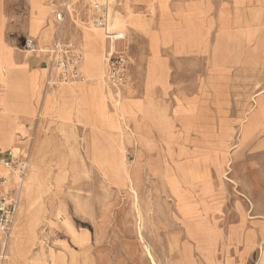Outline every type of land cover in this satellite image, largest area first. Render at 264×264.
I'll list each match as a JSON object with an SVG mask.
<instances>
[{"label":"rangeland","instance_id":"374dc122","mask_svg":"<svg viewBox=\"0 0 264 264\" xmlns=\"http://www.w3.org/2000/svg\"><path fill=\"white\" fill-rule=\"evenodd\" d=\"M171 1L177 21L170 0H120L114 26L97 27L96 0H71L63 22L55 14L68 0H0L15 51L27 54L34 38L30 70L47 77L39 101L52 92L56 112L29 115L27 69L0 60V147L19 144L29 159L25 175L8 177L20 201L8 236L25 235L15 264H52L54 253L67 264H154L141 231L157 264H264L263 134H242L253 94L264 93V34L232 29L222 11L215 32L192 0ZM32 4L49 5L38 22ZM58 28L83 53L79 78L60 82L51 67ZM110 48L130 57L118 85ZM26 125L34 133L22 139Z\"/></svg>","mask_w":264,"mask_h":264},{"label":"crops","instance_id":"0c3cea01","mask_svg":"<svg viewBox=\"0 0 264 264\" xmlns=\"http://www.w3.org/2000/svg\"><path fill=\"white\" fill-rule=\"evenodd\" d=\"M192 1L194 2L193 6L201 10V13L199 14L200 20L209 22V19L212 18L215 21V23H217V25H215L213 28L215 32L217 31V26L219 24L218 16H219L220 11H222L224 12L223 17L226 16L228 19H230L232 29L238 27L237 29L239 31L241 27L242 28L250 27L251 29L257 28L256 35L264 34V0H246L240 3L237 2L236 0H192ZM169 3L171 5L172 1L170 0ZM179 5H180L179 2L178 4L176 3H174V5L172 4V8H174V10H173L171 17L173 18L174 21H177L178 19V16H176L175 14V10L177 6ZM202 10H205V13ZM237 19H239L240 21L239 24H236ZM6 27H10L11 30H7ZM6 27H5L6 29H4L5 30L4 36H5V39H7L6 41H8V34L12 33L11 31H13L12 21L8 20L6 22ZM13 28H15L14 25H13ZM15 31L16 30L14 29L13 32ZM27 36H29V30H28ZM197 36L198 37H197L196 46L191 47L190 45H188V41H186L188 48L191 51H193L199 45V39H200L199 33H197ZM27 39L28 38H26V41L28 42ZM187 39H188V36H186V40ZM8 42H9L10 47L5 46V45L0 47V60H3L5 63L12 65L14 67L22 66L27 69V73L29 76L28 82L30 84V88L32 89L33 96L35 97L34 105H35V113L37 115H42L43 113L55 114L56 112L53 111V106H52L53 105L52 104L53 102L52 92L44 93V98L41 100V102L37 100V97L39 99V91L40 90L44 91L43 85L45 84V80H47V77H44V74L39 73L38 70L36 69L30 70L31 59L29 58L30 56H28L29 52L27 48V43H26L27 54H21L15 51V49L10 45V41ZM43 69H41V71ZM262 104H263L262 107L264 109V97H263ZM257 115H258L259 123L261 124V128L264 131V115H261L260 112L257 113ZM18 133L20 137L24 139L27 137L30 138V136L33 135L34 131L32 130V128H29L28 125H26L25 131L19 130ZM7 150H11L13 155L17 158L19 157V155L25 154L23 148L20 147L19 144H16V143H13L12 147L6 148L4 150H2L0 147V151L2 152L7 151ZM0 166H1V170H3L2 172H0V177L1 176L7 177L6 181L3 184H0V196L2 195L5 196L11 193L10 192L11 186L8 183L9 178L15 179L16 173L13 172V169L5 165L0 164ZM14 191L18 194V189ZM9 240L10 238L8 234L6 236L0 232V248H1V244L3 243L1 250L3 251L4 255H5V249L7 248V245L5 243L6 241H9Z\"/></svg>","mask_w":264,"mask_h":264},{"label":"built area","instance_id":"2783aa9c","mask_svg":"<svg viewBox=\"0 0 264 264\" xmlns=\"http://www.w3.org/2000/svg\"><path fill=\"white\" fill-rule=\"evenodd\" d=\"M119 1L120 0H96L93 7L97 13V18L99 19L96 21L97 24H100L96 25L97 27H104L108 24L109 12L115 7V5L119 4ZM69 12L68 7H65L64 10L56 11V20L58 22H63L64 19L70 15ZM109 41H111L110 38ZM106 55L108 74L112 84H121L127 76L130 57L128 54L121 52L120 50H112L111 48ZM49 56H51V67L56 72L60 82L66 81L69 78L80 77L81 71H79V68L83 60V53L75 47L72 41L67 38L54 41L50 47ZM48 66L50 67L49 64ZM26 159L29 160L28 158L20 159L15 157L11 150L0 151V164L13 169L14 171L19 172L20 170L21 176L25 174L28 168V161ZM6 179L7 177L1 176L0 184H3ZM19 206V197L15 191H11L8 195L0 196V230L3 233L9 234L12 230L15 220L17 219L16 215ZM3 259L4 257L0 256V264Z\"/></svg>","mask_w":264,"mask_h":264},{"label":"bare ground","instance_id":"6f19581e","mask_svg":"<svg viewBox=\"0 0 264 264\" xmlns=\"http://www.w3.org/2000/svg\"><path fill=\"white\" fill-rule=\"evenodd\" d=\"M70 3H71V0H68V2L66 3V6L69 8V11L73 13V7L70 5ZM32 5L35 6V8H38V11L33 12V15L36 18L35 21L38 22V21L42 20L43 16L47 13L46 10L48 9L47 7L49 5L48 6L47 5L46 6H38L36 4H32ZM8 19H9V15H5V16L3 15L2 18L0 17V23L4 25V29L7 28V30H10V27H6V22L8 21ZM37 22H35V23H37ZM108 25L110 27L114 26V24L111 22V10H110L109 15H108ZM4 29L2 31H0V40L5 38V36H4L5 30ZM110 33H111V35H113L112 31H110ZM64 37H65V31L61 28H58L56 40L59 41ZM118 38H119V44L121 42V39L125 40L124 35L122 33ZM27 40H28V47H29L28 52L33 53V51H38L34 38L31 37V38H28ZM123 46H124V44H123ZM50 80H51V77H50ZM262 88H264V87H261L260 90ZM120 93H122V91ZM257 93H258V91L256 90V92L252 96V99L255 102V104L253 105L254 108L252 107V110L246 114L245 122H244V125L242 127V131H243L242 134H243V139H248L253 135H259V137H260L261 134H263V136L260 137L259 144H260V147H264V133H263L264 131L261 128V124L259 123L258 115H257V113H259V112L261 113V115H264V109L262 107V105H263L262 101H263V97H264L263 94L264 93L260 92L261 94L259 93V95H257ZM255 95H257V96H255ZM37 100H39L38 97H37ZM34 101H35V97L33 96L32 89L29 86V90L26 93V109L28 110L29 115H31V116L35 112ZM150 110H153V107L150 106L149 109H147V111L144 113V115L146 116V118L147 117L150 118L151 121L153 120V123L155 124V119L160 120L161 118H158L157 111L155 110V107L153 110V114L150 112ZM161 124L163 127H160V126H158V127L156 126V127L160 131H163L166 129V128H164L165 124H164V122L163 123L161 122ZM120 135H121L120 138H122L123 136L129 135V133H128V131L123 130V132H121ZM120 138H119V140H120ZM27 161H29V160H27ZM8 174H9V172H8ZM124 180L131 183L132 185L134 184L133 174L131 175L128 167L126 169H124ZM28 194H30V195L27 197V201H28L29 206H30L32 204V198H31V193L29 192ZM2 196H4V195H2ZM137 214H139V213H137ZM139 215H138V217H139ZM12 235H11L10 240L6 241V243H5L7 245V248L5 249V256L2 255L4 257L3 264H4L5 259L8 257V254H10V256H11V259L9 260V264H15L16 259L19 257V255H20L19 253L21 252V249L24 246L23 238L25 237V235L22 231V228H21V235L20 236L16 235V236L12 237ZM139 237H140V243L143 247H145L146 252L148 253V255L150 257V260L154 264H157V262H155V258L153 256V253L151 252V250L149 249V247L147 246V244L145 242L142 231L140 232ZM54 254H52V262H53L52 264H67L65 256H61L58 258ZM1 264H2V262H1ZM75 264H76V262H75Z\"/></svg>","mask_w":264,"mask_h":264}]
</instances>
